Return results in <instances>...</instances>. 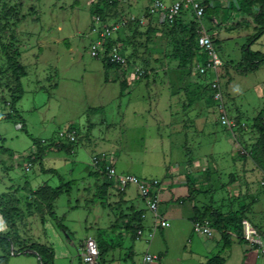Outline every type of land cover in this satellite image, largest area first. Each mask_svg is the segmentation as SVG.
Listing matches in <instances>:
<instances>
[{"label": "rangeland", "instance_id": "374dc122", "mask_svg": "<svg viewBox=\"0 0 264 264\" xmlns=\"http://www.w3.org/2000/svg\"><path fill=\"white\" fill-rule=\"evenodd\" d=\"M108 1L0 0V17L10 22H0V34L5 42L15 35L27 73L22 77L24 92L16 104L21 117H17L10 107L14 77L0 50V146L9 148V152H0V198H12L10 205H3L16 208V212L12 209L11 225L0 212V232L16 239V249L26 240L52 246L55 264H88L80 255L82 247L88 237L98 236L100 228L115 242L119 241L115 234L122 233L123 237L98 264H142L149 253H160L159 260L150 264H207L215 255L224 257V264H264L258 250L246 242L235 241L232 247L223 248L216 229L206 236L194 232L191 225L183 230L175 222L160 226L161 202L156 217L136 186L122 191L113 180L106 194L101 187L109 180L106 174H91L101 171L106 162L121 172L162 181L170 170L180 168V162L197 156L201 158L198 175L191 178L195 203L203 208L212 205L224 213L245 206V216L264 235V153L256 145L260 132L255 125L264 110V62L243 71L242 61L244 45L261 25L237 8L241 0H215L211 3L214 10L200 21L201 30L217 39L215 45L225 63L219 73L229 117L238 123L232 129L221 125L220 108L207 89L209 79L206 83L199 75L198 61L178 68V61L167 57L174 53L175 44L167 39L170 24L145 14L143 9L150 0H118L117 11L121 19L145 17L146 24L159 22V30L167 27L166 40L157 42L153 37L145 53L157 72L143 77L131 65L126 66V74L122 65L106 72L103 58L92 56L90 47L95 38L92 25L96 8L106 13ZM163 1L171 4L179 0ZM259 8L254 4L255 12ZM109 15L116 16L114 8ZM243 17L245 23H240ZM183 19L188 23L194 18L185 13ZM146 24L139 28L145 30ZM159 30L154 35H159ZM132 33L127 26L118 32L121 51L127 39L135 38ZM129 43L127 49L131 50L134 45ZM249 45L264 52V33ZM163 63H167L165 68ZM123 77L130 84L121 93ZM130 95L140 101L130 99ZM130 103L129 110L143 109V121H139L140 116L133 128H124L122 120ZM185 108L192 112L190 119L194 117L195 122L202 118V124L176 119L183 116ZM70 125L77 130L72 143L61 136ZM35 140L45 153L31 164L29 155H36L38 146ZM58 142L72 145V151L59 150ZM254 147L258 153L253 152ZM99 155L104 157L100 156V164H96L94 158ZM42 167L56 171H43ZM68 181L69 191L54 202L62 224L59 227L42 209L46 195L41 197L40 187L45 183L56 187ZM138 209L147 214L139 222L133 220L132 225L141 226L143 231L133 239L126 225ZM0 264L42 261L37 253L7 254L0 247Z\"/></svg>", "mask_w": 264, "mask_h": 264}, {"label": "trees", "instance_id": "16d2710c", "mask_svg": "<svg viewBox=\"0 0 264 264\" xmlns=\"http://www.w3.org/2000/svg\"><path fill=\"white\" fill-rule=\"evenodd\" d=\"M108 7V10L106 13L104 12L105 10L101 7L96 8V13L97 15L101 16L104 20L106 21H119L121 20V16L118 18V0L114 1H108L105 3ZM254 4H259L260 8L257 12L253 10ZM110 8H114L116 12V16L111 17L110 14ZM214 7L211 5V0H205V14L208 12H211V10ZM239 10H243L244 12H247L250 16H253L254 21L259 23L261 25L260 30L256 32L254 35L249 37L248 42L244 45L243 49V71L245 70H252L256 69L261 63L264 62V52L259 51V50H252L251 46L249 43L252 41L256 40L260 35L264 33V0H241L240 1V6L237 7ZM6 9V8H5ZM8 13V10H7ZM147 16H149L147 13H145ZM10 17V16H8ZM151 17V16H150ZM117 18V19H114ZM9 20L8 18H2L0 17V22L1 23H10L9 21L4 22L5 20ZM246 18L243 17L241 18L242 22L240 23H245ZM237 23V24H240ZM146 23L141 24L140 19H137L135 17H130L128 18V22L126 26L130 28L133 33L132 37H135L133 40L127 39V43L130 44L129 42H132L131 44L134 45V48L129 50L127 49V43L126 46L123 47V53L127 57L128 64L127 66H134L136 68H140L142 70V76L143 77H149L151 71L156 70V66H152L150 61L145 58V53L148 48L149 42L152 39V36L155 33V30L157 29L158 25H153V22H148L146 25L145 30H141L139 28V25H145ZM169 31L167 33V39L169 41H173L174 44V53L169 54L167 57L169 58H174L178 61L177 67L178 68H184L187 66H193V63L195 61L203 62L206 63L208 60V56L206 53H204L199 46V37H200V24L198 21L193 19L192 21L188 22L183 19V17H178L173 23H169ZM124 26V28L126 27ZM213 38V37H212ZM214 39V38H213ZM121 41V37H117L115 39H109L106 44V49L109 51L113 46L119 45L117 42ZM217 40H215V43ZM0 43H1V54L3 55L5 62L7 63V68L11 70L12 75L14 77L15 81V86L14 89L12 90V97L10 101V107L12 108L13 114H15L17 117H21L17 108L16 104L21 100L23 96V83H22V77L27 75L23 64L21 63L20 57H21V52L17 46V38L15 35L10 36L9 42H5L3 37L0 34ZM137 43H139L137 45ZM120 48V46H119ZM143 48V49H141ZM104 66L106 68V72L109 71L112 68H117L119 67V64L113 63L109 60L108 57L103 58ZM163 68L167 66V63H163ZM2 71V70H0ZM190 71H194L193 67H191ZM200 76L204 77L205 82L207 83L209 79V85H207V89L211 91V98H213V89L211 87L210 79L212 78L211 74L207 75H201ZM121 93H124V91L128 88V81L126 78H123L121 81ZM93 110H96L95 108ZM11 113L8 114L10 117ZM23 120V119H22ZM255 125L257 126L260 134H259V139L257 140L256 145H259L262 153H264V110L261 111V113L256 117L255 120ZM24 128H25V124ZM76 126L74 127L73 125H70L67 128V131H72L75 130L76 135H77V130L75 129ZM65 133V132H62ZM62 136L66 137L69 141V143H72L66 134H63ZM34 143L37 146L36 149V155H29L28 161L34 163L37 160H41L43 158V155L45 153L43 146H41L40 143H38V140H35ZM56 147L61 150L67 148L68 151H72L73 146L69 145L67 146V143L63 142H58L55 143ZM256 151L258 153V150H255V147L253 148V152ZM0 152H9V148L4 147L3 145L0 146ZM99 156H96L98 158ZM99 164V163H97ZM102 166V165H101ZM43 171H56V169L49 168L46 169L44 167L41 168ZM208 172V171H207ZM100 173H105V166L102 167L101 171H92L91 174L99 175ZM189 182V195L194 194L192 192V187L190 180ZM71 185V181L62 183L56 187H52L49 184H44L40 187V195L43 197V195H46V199L44 198L45 205L43 204L42 209L44 210V213L47 212L50 214V217L57 221L59 227H62V224L59 220V217L54 209V202L59 196L64 193L68 192L69 188ZM111 186V181L107 180L104 181L101 185L103 188V191L106 194H109V187ZM32 195L34 194V191L31 193ZM38 194V192H37ZM39 198V197H38ZM37 198V199H38ZM29 205H32V203H29ZM16 212V208H12ZM12 209H7L3 205H1V200H0V212L2 213L3 218L7 222L8 225H11L12 222L10 220H13V211ZM195 216L194 218L196 220H202L204 218H208L212 222V227L213 229H216L221 233V241L223 242V248H229L233 242L232 238V233H236L239 237L238 240L239 242H244L245 240L241 236V223L243 219H247L245 216V206L240 208L237 211H229L228 213H224L220 210L215 209L212 205H209L205 208L202 206H195ZM142 213L143 211H135L133 216L128 219V223L126 225V229L128 231H132V238L136 239L138 238V230L141 229V226H136L132 225L133 220L136 221H141L142 219ZM236 215V216H235ZM116 225V224H115ZM114 225V226H115ZM256 226V225H254ZM257 227V226H256ZM136 228V229H135ZM258 228V227H257ZM131 229V230H130ZM259 229V228H258ZM13 231V229H12ZM66 231V230H65ZM261 232V230H260ZM262 233V232H261ZM263 234V233H262ZM117 238H119V241H121L123 235L122 233H117L115 234ZM19 238V237H18ZM100 249V255H99V260H104L105 255L111 251L112 249H115L116 246L120 243L119 241L115 242V239L112 238L111 236L106 235L105 229H99L98 230V236L96 237ZM15 238H9L8 233L3 234L0 232V247L1 249L7 253V254H24L27 248L35 250L37 254L40 256V259L42 261V264H55V249L47 244L39 243V242H29L26 240L23 243V246H20L18 249L15 247ZM247 243V242H246ZM99 262V261H98ZM225 263V258L220 256V255H215L212 258L208 259L207 264H224Z\"/></svg>", "mask_w": 264, "mask_h": 264}, {"label": "built area", "instance_id": "2783aa9c", "mask_svg": "<svg viewBox=\"0 0 264 264\" xmlns=\"http://www.w3.org/2000/svg\"><path fill=\"white\" fill-rule=\"evenodd\" d=\"M145 10V13L149 16L161 14L162 21L168 23H173L178 17H184L185 13L186 15L190 14L200 24L202 17L205 15V0H179L171 4H167L163 0H153ZM127 22L128 19L106 21L101 16L96 15L92 25V32L95 34V38L90 47L92 56L102 58L108 57L113 63L127 66V57L121 51L119 45L113 46L109 51L106 49L107 41L109 39H115L118 32L126 26ZM140 23H145V17L140 18ZM198 41L202 51L207 54L208 60L206 63L199 62L196 66L197 70H199L198 72L201 75L211 74L212 78L210 79V83L214 92L213 98L220 108V121L222 125L233 129L238 123L229 117L226 109L224 91L220 82L219 68L224 65V62L217 51L214 39L206 33L204 29L200 30ZM136 72L140 75L142 74L140 68H136ZM63 134H66L71 141H76L75 130L61 133V136ZM99 158L100 157L94 158L96 164L100 162V160H98ZM104 166L105 174L110 181L113 182L114 180L122 191H126L130 185L136 186L140 196L147 201L149 208L155 211L156 217L159 216L156 210L160 202L158 187L161 181L151 178H141L130 172H121L117 170L116 167L107 165L106 163H104ZM160 226L168 227L170 226V222L166 219H162ZM241 227L242 238L252 246V248H256L258 250V255L264 258V235L246 218L242 220ZM213 230L212 222L208 218L195 220L193 222V231L196 233L210 236L213 234ZM142 233V229L138 230V235ZM80 255L85 263L98 264L100 249L97 239L92 236L88 237L82 247ZM157 259H159V255L149 253L146 255L144 263L150 264Z\"/></svg>", "mask_w": 264, "mask_h": 264}, {"label": "crops", "instance_id": "0c3cea01", "mask_svg": "<svg viewBox=\"0 0 264 264\" xmlns=\"http://www.w3.org/2000/svg\"><path fill=\"white\" fill-rule=\"evenodd\" d=\"M152 1L153 0H150L147 3L146 7L149 4H151ZM214 1L215 0H212L211 3H213ZM214 5L215 4H212V6H214ZM145 8L143 10H145ZM153 16L154 17L156 16L155 18H157V20L159 22H161V20H162V15L161 14H156V15H153ZM153 16H151V17L153 18ZM159 22L158 23L157 22L156 23L153 22V25H159ZM145 23H146V20H145ZM166 23H168V22H166ZM166 28H165V31H166ZM157 30H159L158 27H157L156 31ZM165 31L164 30H159V32H160L159 35L158 34L153 35L152 38L154 37L157 42H163L164 40H166ZM205 32H207V30H205ZM118 36H119V34H118ZM149 61H151V60H149ZM112 69H116V68H112ZM122 69L124 71L123 74H126L127 71H128V70L126 71V66H124V68L122 67ZM155 72H157V70H154V73ZM135 77L136 76H134V75L132 76L133 80L135 79ZM129 84L130 83L128 82V87H129ZM157 95L160 97V93H157ZM130 97H131V95H130ZM200 97H201V95H200ZM130 99H135V101H140V99H137V98H132L131 97ZM193 99H194V97L190 98V100H193ZM131 103L128 105L127 111H126V113L123 116L122 127H124V128H130V127L133 128L135 123L137 122V120L139 119L140 116L141 117H140L139 121L140 120H141V122L143 121V119H142V110L143 109L137 110V111L136 110L134 111V109H130L129 110V106L131 105ZM190 113H192V112H190ZM190 113H188V111L185 108L184 112H183V116L178 117L176 119H179V121H181V122H187V123H189L190 120L192 119L193 123L196 122L197 124H202V118L200 119V118L197 117L195 119V122H194V117L190 119V116H189ZM170 114L172 116V118H171L172 120L171 121H174V117H173L174 113L171 111ZM185 117H186V119H185ZM128 118H130L132 121H135V122H130V120ZM160 120H162V119L160 118ZM106 121H107V119H105V122ZM100 156H103V155H99V157ZM200 159L197 156H195V157H189L186 162H180V168L178 170H173V171L170 170L167 173V175L165 177H163V179L161 181L160 188H159L160 202H161V204L164 205V207H162V210H160V214H162V219H166V220H168L171 223L172 222H175L176 224L178 223V225H180V228L182 230L184 228L190 227V225L193 227V222L196 220L194 218V216H195V210H194L195 206H199V207L201 206V205H198V204L195 203V201H196L195 192H194V194L192 193V195H189L190 192H189V185H188L189 184L188 180H190V183H191L192 182L191 178H194L195 175L197 177V175H198L197 167L199 165ZM194 171H196V172H194ZM207 171H208V169H206V172ZM130 173H132V172H130ZM142 177H147V176L142 175ZM186 186H187V191H186V188H185ZM12 197H13V195H12ZM11 199H8V198L5 197V195H2V198H0V200L2 202L1 205H3V204L10 205L9 200H11ZM4 200H6V203H4ZM189 201H191V202H189ZM161 204H160V206H161ZM163 208L165 210H163ZM138 210L143 211L142 218H145V216L147 214L146 211L142 210V209H138ZM138 210H135V211H138ZM238 237L239 236L236 233H232V238H233V242L231 244L232 246H233L235 241L239 242ZM243 243L244 242H239V244H243ZM159 257H160V255H159ZM244 260H246V259H244ZM226 261L227 260H225V262ZM157 264H161L160 261Z\"/></svg>", "mask_w": 264, "mask_h": 264}, {"label": "water", "instance_id": "95a60500", "mask_svg": "<svg viewBox=\"0 0 264 264\" xmlns=\"http://www.w3.org/2000/svg\"><path fill=\"white\" fill-rule=\"evenodd\" d=\"M25 253H28V252H33V253H37L35 250H32V249H26V251H24ZM38 255V254H37Z\"/></svg>", "mask_w": 264, "mask_h": 264}, {"label": "clouds", "instance_id": "9594fccd", "mask_svg": "<svg viewBox=\"0 0 264 264\" xmlns=\"http://www.w3.org/2000/svg\"><path fill=\"white\" fill-rule=\"evenodd\" d=\"M201 29V28H200ZM207 33V32H206ZM210 35V34H209ZM211 37H213L212 35H210ZM215 40H217V39H214V42H215ZM216 44V43H215ZM199 63V62H198ZM225 64V63H224ZM222 125V124H221Z\"/></svg>", "mask_w": 264, "mask_h": 264}]
</instances>
